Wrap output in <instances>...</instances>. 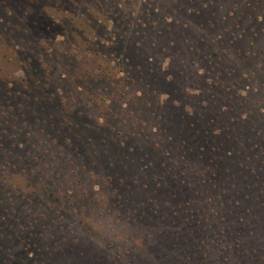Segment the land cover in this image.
Instances as JSON below:
<instances>
[{"label": "rangeland", "instance_id": "374dc122", "mask_svg": "<svg viewBox=\"0 0 264 264\" xmlns=\"http://www.w3.org/2000/svg\"><path fill=\"white\" fill-rule=\"evenodd\" d=\"M209 1L220 21L200 37L187 0H0V264H125L152 227L145 197L213 224L212 256L258 249V204L222 214L220 183L241 182L191 159L200 137L180 114L218 133L244 118L249 140L224 147L264 188V0Z\"/></svg>", "mask_w": 264, "mask_h": 264}, {"label": "trees", "instance_id": "16d2710c", "mask_svg": "<svg viewBox=\"0 0 264 264\" xmlns=\"http://www.w3.org/2000/svg\"><path fill=\"white\" fill-rule=\"evenodd\" d=\"M187 1L191 5H198V8L195 12L194 10H191L192 16H189V18H192L193 16L199 17L200 21H198V26L200 29H202L200 37L202 33L205 35V31L207 32V34H211L214 31V28L218 25L217 23L220 21L219 17H216L214 21H211L210 18L206 17L208 13L214 14L216 12V8L213 6L214 2L209 1L206 7H202L203 5L200 4L201 0ZM203 1L205 0H202V2ZM186 38L190 39L192 38V36L186 35ZM193 38H196V36ZM237 39L238 38H236V41ZM229 42L232 43L233 40ZM180 117L189 119L187 128L192 129L194 130L193 132L197 133L194 135V137H200V143L199 138H197L193 142L194 147L190 146V143V145L187 146L189 150L192 151L189 153V155L192 157L191 159L196 160L197 158L200 163H212V166L216 168V174H214L215 177L220 176V173L218 172L220 170L219 167L223 164H226L228 167L223 169L224 180H229L230 182L228 183H230L232 187H234L235 184L238 183L236 181L241 182L240 185H242L243 187L242 190H234L233 192H228L229 187L226 186L223 188V185L220 183L219 187L222 193H225L224 198L226 200L222 203V214L228 215L230 213H233V209L235 210L242 208L244 209V213L249 212L248 214H250L252 217H256V211H251L248 205L249 203L253 202L254 204H258V207L260 209V211L258 212L259 215L257 221L261 224L259 223L258 225L260 226L256 229H262L264 224V208H262L264 201H262L263 199H260V194L262 191H264V188L260 187V184H257V180H259V174H256V172H252V167L244 164V162L241 161L240 157H235L233 154L229 153L230 150H226L227 147H224L230 145L231 143L232 145H234L235 143L237 145H240V142L238 140H241L240 138L243 136H247L245 141L249 140L248 135H243L245 133L244 125L246 124L244 123H247L245 122L246 120L244 118L241 120L229 119L228 127L225 128L226 132L218 133L215 130L214 126L211 128L202 126L198 129V125L195 126V122L192 121L194 117H192L189 113H181ZM195 118L197 119L198 117ZM207 120L209 123L211 122V124L214 125V120L212 119V117H209ZM176 122L179 124L180 120H177ZM236 124H239V126L241 127L238 130L239 133H237V131L232 132V128ZM230 127L232 128L229 130ZM248 131H251V128H248ZM249 133L250 132H248L247 134ZM252 135H255V131L252 133ZM201 143H203V145H201L200 150L198 146ZM161 156L162 159H157L156 161L152 160L150 161V163H153V165L157 164V166L163 163L166 164L165 159H167L168 157H164L163 155ZM141 169L146 173L147 171L150 172V170L148 169L145 170V167H142ZM152 171L153 167L149 174L153 175V179L155 182V176L158 175H156V173ZM170 173L174 174V172L169 171L167 173L169 177H171ZM166 184L167 183L164 182L163 185H161L160 189L156 187L154 188V190H152V193L154 194L153 200L156 199L155 196H159L160 198L163 197L165 190L167 191ZM136 188H144L145 190L146 186L144 187V185H140ZM175 193L176 192H173L172 194L175 195ZM261 197L263 198L262 195ZM145 198L146 199H143V202L142 200L140 201L141 203H144L145 206H143L139 210V225L143 226V221H145V223H147L145 225V228H147V226L152 227L151 230L147 228V232L145 234L140 233V236L136 237V240L133 241V244L126 245L127 251L125 252V254L130 256V260H126L125 264H230L226 252L225 255L219 254L217 256H212L209 252H205V250L202 251V247H205L202 245V239H204L207 234L214 233L212 229L213 224H208L206 225V227H198L197 222H194L192 220L191 210H182L180 209V207L171 205L167 201H162L160 203V201H158V198L157 200H154L156 205L151 204L154 206V208L151 210H147L146 205H148V202L151 199L150 197ZM244 203L246 205H243ZM166 209L168 210L166 211ZM230 216L234 217L233 214H230ZM241 220H243L242 217L236 219V221L238 222H240ZM249 231L252 233L255 245L258 246V249H252V251L249 253L250 255L246 254L245 252H237L239 253V255L237 257L238 259L236 260V263L264 264V236L260 240L257 237H261L262 235H259L258 232L254 234V230H251L250 227ZM263 231L264 230H262V232ZM253 252L255 256H253Z\"/></svg>", "mask_w": 264, "mask_h": 264}]
</instances>
